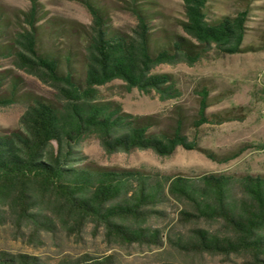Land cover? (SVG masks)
I'll use <instances>...</instances> for the list:
<instances>
[{"label": "trees", "instance_id": "trees-1", "mask_svg": "<svg viewBox=\"0 0 264 264\" xmlns=\"http://www.w3.org/2000/svg\"><path fill=\"white\" fill-rule=\"evenodd\" d=\"M88 13L87 25L64 24L44 15L39 0L10 19L0 11V59L51 88L47 101L21 92L11 80L0 108L23 102L18 127L0 132V227L10 224L16 238L41 244L57 233L79 236L101 230L109 245L160 249L157 264H199L207 257H243L264 264V175H166L158 171L105 168L87 163L80 145L95 138L104 152L150 150L159 157L177 148L203 152L199 128L236 120L207 112L202 88L192 119L179 109L167 129L156 130L152 116L132 115L100 88L120 81L161 101L181 92L174 77L153 72L160 65L193 66L211 53L234 55L264 50L243 47L249 6L233 15L208 17L210 0H181L180 33L155 25L151 0L119 5L134 20L129 32L111 24L104 0H74ZM247 1V0H246ZM236 157L237 155H232ZM224 161L226 158H221ZM174 206L176 226L163 240L158 227ZM0 264H121L115 254L66 256L51 263L40 256L0 251Z\"/></svg>", "mask_w": 264, "mask_h": 264}, {"label": "rangeland", "instance_id": "rangeland-1", "mask_svg": "<svg viewBox=\"0 0 264 264\" xmlns=\"http://www.w3.org/2000/svg\"><path fill=\"white\" fill-rule=\"evenodd\" d=\"M124 0H104L110 7L111 24L115 29L129 32L134 25L133 18L119 5ZM158 12L155 25L180 33L178 21L183 19L181 0H151ZM44 15L64 24L87 25L90 21L86 10L74 0H39ZM249 6L246 26L249 28L243 47H258L264 38V0H210V18L233 15ZM29 8V0H0V11L10 19ZM156 73L171 74L180 89L176 99L161 101L155 96H147L137 90L126 92L120 81H113L100 88L102 97L116 101L124 112L132 115L152 116L154 129H167L179 109L181 114L192 119L197 110L198 94L205 88L209 101H218L207 112L220 115H237L236 120L219 125L204 124L199 128L198 145L210 151L214 158L203 152L177 148L168 157H159L150 150L115 152L107 154L95 138L85 139L80 150L87 163L105 168L137 169L158 171L166 175L196 177L203 174H245L264 175V50H253L234 55L219 56L211 53L193 66L185 64L160 65ZM0 75L4 77L3 89L11 80L18 82L21 92L30 97L47 101L54 99V92L35 77L16 69L10 59H0ZM24 110V103H15L0 108V132H8L18 127V120ZM232 155H237L232 158ZM221 158H226L223 162ZM167 219L158 225L163 229V240L169 229L176 226L177 210L166 208ZM41 244H28L16 238L10 224L0 227V251L24 253L40 256L55 263L69 256L78 258L85 254H115L121 264H157L161 251L168 249H148L138 246L109 245L101 230L86 227L79 236L57 233L54 238L44 236ZM199 264H247L243 257H207Z\"/></svg>", "mask_w": 264, "mask_h": 264}]
</instances>
